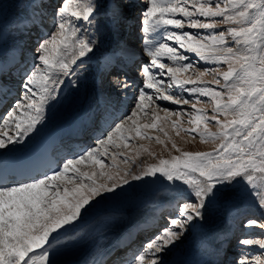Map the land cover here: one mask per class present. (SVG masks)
<instances>
[{"label":"snow or ice","instance_id":"6c2138e0","mask_svg":"<svg viewBox=\"0 0 264 264\" xmlns=\"http://www.w3.org/2000/svg\"><path fill=\"white\" fill-rule=\"evenodd\" d=\"M133 3L124 0L123 4H112L111 21L116 29L123 22L122 9ZM144 4L140 23L146 37L144 52L150 60L141 65L146 82L139 89L135 109L147 114L145 100L151 102L153 96L181 106L183 111L189 99H208L215 105V114L203 115L204 110L193 103L191 108L201 115L193 121L196 127L185 131L205 141L211 139L216 147L211 151H184L172 160L162 159L159 164L142 168L140 174L128 170L123 175L105 172L109 156L112 167L117 166V153H109L108 146L116 137L131 139L124 133L130 130L129 121L136 124L134 117L139 113L132 110L105 136L97 137L92 148L65 158L57 167L45 163L35 167L3 165L4 153L22 149L46 122L48 109L58 101L64 83L72 78V87H79L78 70H84V60L99 47V41L92 39L94 33H86L83 25L94 27L108 5L103 0H77L75 4L61 0L53 17L56 30L38 39L35 63L24 77L20 100L2 122L7 129L14 121L15 131L0 132V264H57L52 257L62 246V236L83 226L90 209L99 203L96 197L102 200V193L123 191L129 175L132 180L144 176L165 179L195 200L183 203L181 218L169 219L168 226L144 245L137 264H143L146 254L152 256L150 264H165L164 254L177 248L192 224L203 223L206 213L217 205L249 199L264 214V0H144ZM15 6L25 14L18 27L39 28L46 14V0H15ZM217 20L226 29L217 31ZM186 27L196 31H185ZM2 33L0 21V36ZM229 37L233 46H229ZM188 53L205 64H226L228 70L217 74L212 82L181 79L179 73L193 65ZM161 58L176 66L170 67ZM204 75L199 73L200 77ZM8 76V63H0V88H8L4 79ZM119 87L127 89L130 85L125 80ZM164 111L165 117L175 114L167 108ZM221 115L225 119L221 120ZM160 119L155 115L156 121ZM208 121L218 125V131H208L206 126L201 130L202 122L206 125ZM172 123L179 127L177 121ZM147 127L155 128V121L140 125L137 134ZM154 138L159 141V137ZM172 148H177L175 142ZM123 159L127 163L128 157ZM85 161L99 165L100 171L91 176L81 172L78 165ZM104 177L111 183L98 182ZM243 228L264 234V215L246 219ZM238 243L241 248L264 251V239L244 237ZM237 264H264V259L249 260L242 253Z\"/></svg>","mask_w":264,"mask_h":264},{"label":"rangeland","instance_id":"374dc122","mask_svg":"<svg viewBox=\"0 0 264 264\" xmlns=\"http://www.w3.org/2000/svg\"><path fill=\"white\" fill-rule=\"evenodd\" d=\"M60 2L61 0H46V9L49 7L48 13L46 15L49 17L50 22L48 24L47 31H41V29L36 27H33V29L18 27L21 22L20 20L25 14L15 6V0H2V4H0V7H2V12H0V21H2L3 27V33L2 36H0V56H4L6 49L18 48V55L20 58H22L24 55L28 59L31 58V61L27 62V69L21 70V75H24V77L26 73L32 69L35 63V49L37 47L38 39L41 37L46 38L48 33L56 30L53 17L55 9L59 6ZM65 2L75 4L77 0H65ZM103 2L108 5V8L100 12L95 23L98 22V26L102 27V29L109 30V25H113L111 22V15L108 14L111 13V6L113 3L123 4L124 0H103ZM191 2L192 0H189V3ZM142 4L143 8L136 10L137 7L133 6L130 9L128 14L129 19L131 18L134 21V25L132 27L133 31H131V33L129 31L127 36L126 34L123 35V42L133 40L134 38L136 41L141 39L140 36L142 33H144L141 31V11L144 9L145 4L144 0H138V7ZM214 6L215 5H213V7ZM11 10L14 15L13 17L15 18L12 22L6 23V16L11 12ZM122 21V23H124L125 20ZM216 23L219 25L217 31L224 30L227 27L226 25L221 24L219 20H217ZM83 27L86 30V33H92V30H95L93 31L95 33L97 30L95 26L89 28L86 23L83 25ZM184 30L193 32L196 31L187 27ZM28 34L29 37H26ZM92 39H95L94 35L92 36ZM124 44L125 43H122V45ZM229 46H233L231 45L230 37ZM97 51H100L99 47L95 52ZM187 55L190 56L191 60L193 61V65L187 71L179 73L181 79H200L203 81L212 82L217 78V74L228 70L226 64L220 66H216L211 63L205 64L201 61H198L195 55L191 53H188ZM90 56L91 54L88 56V58ZM144 56L148 57L147 60H150L148 55L144 54ZM20 58L16 60L17 63L14 62L15 65L18 64ZM161 62L168 64L170 67L176 66L174 63L168 61L167 58L163 59ZM11 65L13 66L14 64ZM131 73H133V71ZM199 73H205V75L200 77ZM98 78L105 79L104 72H102ZM143 82L145 83V80H143ZM223 83V80H221V84ZM22 84L23 82L18 87V90L15 89V95L13 96L16 97L14 101L15 103L20 100L21 94L23 92ZM113 85L114 84H112V82L109 83L108 81L106 85V91L111 92V90L114 88ZM136 92L137 96L135 95L132 99L128 98L129 104L131 105L130 108L132 107L130 111L136 110L139 113L136 117H134V119L137 120V118H139V125L152 124L155 121L156 127L140 128L141 134L139 135L137 134V131L133 134L126 133L127 136L131 137L130 140L125 141L127 143L126 146L117 148L113 144L110 145V148L117 150V152H115L117 153L115 157L117 166L112 167L110 162L111 156H109L107 159H105V167L103 169L105 172L111 171L113 173H120L123 175L124 171L128 170L131 173L140 174L142 168H146L147 166L153 164H159L160 160L162 159L172 160L175 156L180 155L184 151H211L216 147V144L211 139L205 141L198 135L193 136L189 132L185 131V129L196 127L193 121L197 115H201V113L195 112L191 108V105L195 103L197 108L204 110V113H202L203 115L211 117L215 114L213 111L215 105L212 101L202 98L199 102H197L194 99H189V104L183 106V109H186V111H183L181 106L175 105L168 101H160L155 96H153L151 102L145 100V103L148 105V110H146L147 114H144L143 119L141 120V113L138 109H135L139 90ZM131 96L132 94L130 97ZM177 98L183 99L184 97L178 96ZM14 102L10 101V105L7 106V108L4 107L6 116L10 113L9 111L11 110L8 109L11 105L15 104ZM165 108H167L169 113L175 114L171 117H165ZM189 112H191V115L188 114ZM154 114L159 115L161 119L156 121ZM124 117L122 119H124ZM220 119L223 120L225 117L221 115ZM172 121H177L179 127L174 126ZM11 123L14 125V121ZM128 125L131 126V121H129ZM205 126L208 131H218V125L212 123L211 121H208L206 125L204 122H202L201 130H204ZM114 127L115 125L111 127V130ZM154 137H159V141ZM161 141L163 143H161ZM173 142H175L177 146L176 149L172 148ZM177 149H179V151H177ZM125 156L128 157L127 163H125L123 159ZM130 166H132L131 169H128ZM88 171H91L92 173H98L100 169H98L95 163H92L91 165H86L83 172ZM88 173L90 176L92 175V173ZM93 178L96 179L97 177ZM125 178L129 180V184L122 185L123 191L116 189L115 195L102 193V195L105 197L104 199L101 200L100 197L95 198L99 201V203L90 209L89 214L85 218L83 226L79 227L77 230H82L92 226L98 219L101 217L105 218L106 215L108 216L111 214L118 216L120 214L121 216L124 215V213L127 214L130 212L131 214L135 215V218L129 221V225H138L136 226L138 229L134 231V237H139L135 242L132 243V245L136 247V245L138 246L139 242H142V245H146L160 233L162 228L168 226L169 219H167V217H170L171 219L181 218L180 207L183 203H195V200L191 198L188 192L182 190V188L179 186L173 187L171 182H167L165 179L158 180L157 177L154 176H144L141 180H132L130 175L126 176ZM98 182L111 183V181H107L106 177L99 178ZM77 183H79V181H77ZM85 183H87V180H85ZM69 187H71V185ZM150 195H153L154 201H156V206H152L151 203L147 202V198ZM168 203H174L175 206L168 207ZM262 215L264 214H262L260 209L257 208L255 204L249 199H236L228 206L217 205L210 212L206 213L203 223L196 221L192 224V226L185 233L182 240L178 242L177 248H173L171 252L164 254L163 259L165 264H176L177 261L182 262V264H197L199 259L202 257L201 248L203 243H205L207 239L211 240L213 238L212 254H214V262L216 264H237V261L241 258L242 253L245 254L246 258L249 260L256 257L264 259V251H261L258 247L245 249L241 248L238 243V241L244 237L264 239V234L260 233L258 229L246 230L243 228V222L246 219H260ZM153 217H155V219L154 221H151ZM75 232H70L69 234H74ZM123 245L124 244L119 243L111 249L110 254L108 257H106L108 260H110L109 263H117L119 251L122 250ZM140 248H142L141 252H144V247ZM138 249L139 247L136 248L137 251ZM126 253H129V249H126L125 254ZM151 259L152 256L146 254L143 264H150ZM123 262L124 261H120L119 264ZM133 263L137 264L136 259Z\"/></svg>","mask_w":264,"mask_h":264},{"label":"bare ground","instance_id":"6f19581e","mask_svg":"<svg viewBox=\"0 0 264 264\" xmlns=\"http://www.w3.org/2000/svg\"><path fill=\"white\" fill-rule=\"evenodd\" d=\"M133 6L137 7L136 10L143 8V4L138 7V0H134L132 6L122 9V20L125 21L120 25L119 29H116L114 25H109V30H104L102 27L98 26V22L95 23V28L97 30L95 33L93 32L95 30H92V33H94L95 40L99 41L100 51L91 54L89 58L87 57L84 60V70H78L79 87L73 88L71 82L72 78H69L63 85L58 101L52 103L51 107L48 109L46 122L39 126L38 131L32 135V138L27 141V144L22 149H18L15 152L4 153V159L9 160V158L20 157L21 160H23V158L27 156L36 154L41 147H46L48 149L53 148V152L60 156L63 163L65 158H72L83 149L92 148L94 143H96L97 137L106 135L107 132L111 131V127L120 120H123L122 118L132 108H130L131 105L129 104L128 98L132 99L136 95V91L145 84L143 80L146 82V76L141 72V65L149 63V60H147L148 57L144 56V48L146 46L145 33H142L140 36L141 39L138 40L139 42L136 41L135 38L127 42H123L122 39L124 34L127 36L129 31L130 33L133 31L132 27L134 21L131 18L129 19L128 14ZM48 10L49 7L46 9V14ZM46 14L39 26L41 31L48 30L47 27L50 22ZM108 14L112 16V12ZM13 16L11 10L6 16V23L12 22L15 18ZM27 36L29 37V34L26 35V37ZM122 43L125 44L122 45ZM4 53L3 57L0 56V63L7 62L8 66L20 58L18 55V48L6 49ZM123 56L130 60L128 68L130 67V72L133 71L131 75L130 73H122L121 75L118 73V75L113 76V79L111 76L108 80V75L105 79L98 78L102 72L106 73V70L111 66L113 67ZM30 59L25 55L20 58L18 64L12 66V72L9 70L10 76L8 80L5 81L8 88H0V132L5 130L10 132L15 131L13 124L12 127L7 129L3 125L2 122L9 114L6 116L4 109L7 107L4 108L1 103H7L9 101L8 99L12 97L13 90H18L24 77V75H21V70L27 69V62L31 61ZM163 59L165 58H161V61H163ZM18 66L19 69L16 71ZM117 77L120 78L115 81ZM125 80L130 87L121 89L119 85ZM108 81L114 84V88L111 92L106 91ZM10 87L12 89H10ZM131 94L132 96L130 97ZM11 107H9L8 110H12L13 107ZM144 114L145 113L140 114L141 120ZM98 115L99 117L97 118ZM138 119L139 118H137L135 125L132 123L131 126L128 125L130 130L124 133L125 136H127L126 133L133 134L136 132V129L141 125L138 124ZM113 145L116 147L117 145H119L118 147H123L126 146L127 143L122 137H116ZM109 146V153L117 152V150ZM92 163L94 162L85 161L83 164L78 165V167L80 171L83 172L86 165H91ZM96 166L100 169L99 165L96 164ZM131 167L132 166L128 169H131ZM88 172L92 173L91 171ZM147 199L148 203H151L152 206L155 205L156 201H154L153 195H150ZM167 206L170 207L175 205L174 203H168ZM133 218H135V215L130 212L127 214L124 213V215L121 216L120 214L118 216L111 214L108 216L106 215L105 218L101 217L88 228L79 229L74 234H68L66 237L62 236V246H58L59 252L54 255L52 259L56 260L57 264H94V262L95 264H111L109 263L110 260L106 257H108L111 249L115 245L120 243L124 244V248L126 246L132 247V243L139 238L137 236L134 237V231L138 229L136 228L138 225H129V221ZM154 219L155 217H153L151 221H154ZM167 219L171 218L167 217ZM212 240H214V238L211 240L207 239V241L203 243L201 248L202 257L197 264H216L214 262V254H212ZM137 247H139L138 251L136 250ZM140 247H144L142 242H139L138 246L132 248L133 251L126 255V258L122 259L124 262L121 264H134V260L142 251ZM36 251L39 253L38 249ZM37 264H39V261H37Z\"/></svg>","mask_w":264,"mask_h":264}]
</instances>
